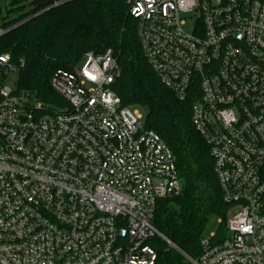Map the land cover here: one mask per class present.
<instances>
[{"label":"built area","instance_id":"1","mask_svg":"<svg viewBox=\"0 0 264 264\" xmlns=\"http://www.w3.org/2000/svg\"><path fill=\"white\" fill-rule=\"evenodd\" d=\"M125 1L148 67L192 99L229 205L223 236L187 261L264 264V0ZM22 66L0 54V264H157L155 238L176 250L152 223L182 191L175 160L112 91V50L56 72L48 104L5 85Z\"/></svg>","mask_w":264,"mask_h":264},{"label":"trees","instance_id":"2","mask_svg":"<svg viewBox=\"0 0 264 264\" xmlns=\"http://www.w3.org/2000/svg\"><path fill=\"white\" fill-rule=\"evenodd\" d=\"M7 13L19 15L0 21L5 31L0 54L23 64L17 86L43 104L56 101L49 87L56 72H70L88 52L112 50L120 69L112 91L121 106L144 113V127L169 147L182 182L181 193L159 201L155 209L154 228L176 248L152 240L157 264H190L183 255L196 261L204 226L219 218L216 236L221 238L229 205L222 198L209 148L191 125L192 99L178 101L148 67L126 1L11 0Z\"/></svg>","mask_w":264,"mask_h":264},{"label":"rangeland","instance_id":"3","mask_svg":"<svg viewBox=\"0 0 264 264\" xmlns=\"http://www.w3.org/2000/svg\"><path fill=\"white\" fill-rule=\"evenodd\" d=\"M11 0H0V21L2 19L5 20H12L14 19L17 15H19L22 12L15 13H7V11L9 10V4H10ZM189 29V28H187ZM17 76L16 74H10L8 76V80H6L5 85L8 87H13L14 86V82L16 81ZM137 109V111L142 115L143 118V122H144V113L138 109V108H134ZM234 214L233 211H231L228 216L231 217ZM220 219L216 218V217H212L204 226L203 231L201 233V240H207L209 239L211 236H213L214 234H216L220 228Z\"/></svg>","mask_w":264,"mask_h":264},{"label":"water","instance_id":"4","mask_svg":"<svg viewBox=\"0 0 264 264\" xmlns=\"http://www.w3.org/2000/svg\"><path fill=\"white\" fill-rule=\"evenodd\" d=\"M185 257V256H184ZM187 260H189L187 257H185Z\"/></svg>","mask_w":264,"mask_h":264}]
</instances>
